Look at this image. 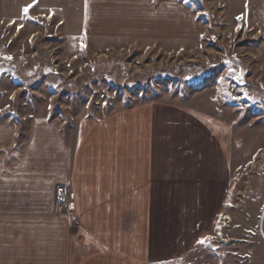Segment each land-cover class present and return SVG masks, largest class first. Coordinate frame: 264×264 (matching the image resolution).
Returning a JSON list of instances; mask_svg holds the SVG:
<instances>
[{"label": "crops", "instance_id": "obj_1", "mask_svg": "<svg viewBox=\"0 0 264 264\" xmlns=\"http://www.w3.org/2000/svg\"><path fill=\"white\" fill-rule=\"evenodd\" d=\"M238 3L264 52V0ZM42 15L58 17L67 39L198 36L178 0H0L7 22ZM25 125L0 117V264H160L209 242L232 182L224 116L193 99L146 100L68 126ZM58 185L75 218L58 204Z\"/></svg>", "mask_w": 264, "mask_h": 264}, {"label": "rangeland", "instance_id": "obj_2", "mask_svg": "<svg viewBox=\"0 0 264 264\" xmlns=\"http://www.w3.org/2000/svg\"><path fill=\"white\" fill-rule=\"evenodd\" d=\"M178 1L198 36L67 39L53 15L0 19V117L21 129L34 117L68 126L134 102L190 99L224 116L232 182L221 220L203 248L160 264H264L263 33L238 0Z\"/></svg>", "mask_w": 264, "mask_h": 264}, {"label": "built area", "instance_id": "obj_3", "mask_svg": "<svg viewBox=\"0 0 264 264\" xmlns=\"http://www.w3.org/2000/svg\"><path fill=\"white\" fill-rule=\"evenodd\" d=\"M56 200L60 206H66V208L71 213V202L67 188L64 185H59L56 187Z\"/></svg>", "mask_w": 264, "mask_h": 264}, {"label": "snow or ice", "instance_id": "obj_4", "mask_svg": "<svg viewBox=\"0 0 264 264\" xmlns=\"http://www.w3.org/2000/svg\"><path fill=\"white\" fill-rule=\"evenodd\" d=\"M33 2L35 3V0H33ZM32 6H33L32 4H29V5L25 6V7L22 9L23 13H24L25 15H27V13H28V11H29V8H31ZM7 59H11V57H7ZM206 239H207V238H202L201 241H199V243H204Z\"/></svg>", "mask_w": 264, "mask_h": 264}, {"label": "water", "instance_id": "obj_5", "mask_svg": "<svg viewBox=\"0 0 264 264\" xmlns=\"http://www.w3.org/2000/svg\"><path fill=\"white\" fill-rule=\"evenodd\" d=\"M263 220H264V205H263V208H262V211H261V217H260V221H259L260 234L264 238V232H263V229H262Z\"/></svg>", "mask_w": 264, "mask_h": 264}]
</instances>
